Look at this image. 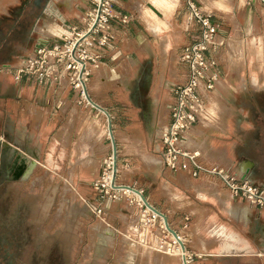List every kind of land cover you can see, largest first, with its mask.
I'll return each mask as SVG.
<instances>
[{
  "label": "crops",
  "instance_id": "obj_1",
  "mask_svg": "<svg viewBox=\"0 0 264 264\" xmlns=\"http://www.w3.org/2000/svg\"><path fill=\"white\" fill-rule=\"evenodd\" d=\"M195 2L219 28L212 57L220 77L209 124L192 128L184 146L207 167L264 180V4ZM91 8L92 0H0V155L16 159L14 177L33 173V156L65 187L82 189L110 168L114 142L116 184L140 191L166 217L182 242L176 261L264 264L263 209L233 197L216 176L162 163L161 130L189 71L182 56L201 29L187 0H113L128 21L109 23L111 39L86 85L90 105L76 102L67 81L17 82L5 70L40 44L84 31Z\"/></svg>",
  "mask_w": 264,
  "mask_h": 264
},
{
  "label": "rangeland",
  "instance_id": "obj_2",
  "mask_svg": "<svg viewBox=\"0 0 264 264\" xmlns=\"http://www.w3.org/2000/svg\"><path fill=\"white\" fill-rule=\"evenodd\" d=\"M27 159L37 162L33 173L16 178V159L0 155V264H180L178 242L163 219L108 186L110 169L92 185L70 189L38 158Z\"/></svg>",
  "mask_w": 264,
  "mask_h": 264
},
{
  "label": "built area",
  "instance_id": "obj_3",
  "mask_svg": "<svg viewBox=\"0 0 264 264\" xmlns=\"http://www.w3.org/2000/svg\"><path fill=\"white\" fill-rule=\"evenodd\" d=\"M251 1L264 4V0ZM187 6L201 29L199 36L185 49L182 56L189 71L185 82L175 89L171 122L161 130L164 145L162 163L171 170L191 168L192 175L196 177L201 173L216 176L233 197L264 210L263 184L247 176H236L220 166L207 167L201 163L199 152L184 146L187 133L192 128L209 124V94L215 90L220 77L218 62L212 57L215 49L220 46L217 41L219 28L211 22L210 15L204 14L195 0H187ZM86 16L88 23L84 31L71 29V34L64 36L59 43L52 46L40 44L17 65L5 70L17 82L24 77L39 84L67 81L75 92L76 102L90 105L92 102L86 85L91 67H97L101 53H104L102 49L111 39V35L106 32L109 23L113 20L126 23L128 18L119 17L115 13L113 0H92V8ZM109 169L113 174V166ZM96 186L99 184L96 183ZM188 263V258L184 256L183 264Z\"/></svg>",
  "mask_w": 264,
  "mask_h": 264
},
{
  "label": "water",
  "instance_id": "obj_4",
  "mask_svg": "<svg viewBox=\"0 0 264 264\" xmlns=\"http://www.w3.org/2000/svg\"><path fill=\"white\" fill-rule=\"evenodd\" d=\"M91 101V100H90ZM116 174H117V150H116V145L115 143L113 142V179H112V188H117V189H127V190H130V191H134L136 193H139L141 196H142V199L144 201V204L152 211L154 212L156 215L160 216L161 218H163V221H164V224L167 228V230L174 236V238L177 240V242H179L180 244H182L181 240H180V237L178 236V234L172 230L168 224V221L166 219V217L160 213L159 211H157L155 208H153L145 199V197L143 196V194L134 189V188H131L129 186H119V185H116Z\"/></svg>",
  "mask_w": 264,
  "mask_h": 264
},
{
  "label": "bare ground",
  "instance_id": "obj_5",
  "mask_svg": "<svg viewBox=\"0 0 264 264\" xmlns=\"http://www.w3.org/2000/svg\"><path fill=\"white\" fill-rule=\"evenodd\" d=\"M112 179H113V174L110 175V179H108V181H107L108 186H110V187H112ZM115 190H116V191L121 190L122 192H125V194L128 193V194H130V195H132V196H136V197L138 198V200H139L142 204H144V201H143V199H142V196H141L139 193H136V192H134V191H130V190H127V189H117V188H115ZM147 209L150 210L148 207H147ZM154 215L156 216L155 213H154Z\"/></svg>",
  "mask_w": 264,
  "mask_h": 264
}]
</instances>
